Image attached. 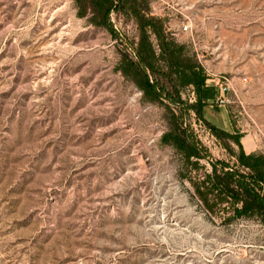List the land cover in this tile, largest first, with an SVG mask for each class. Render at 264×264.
<instances>
[{"label":"rangeland","instance_id":"374dc122","mask_svg":"<svg viewBox=\"0 0 264 264\" xmlns=\"http://www.w3.org/2000/svg\"><path fill=\"white\" fill-rule=\"evenodd\" d=\"M151 1L209 78L231 80V102L206 119L264 155V0ZM110 22L119 37L74 0H0V264H264V222L203 208L161 140L168 102L145 101L116 69L135 24ZM184 118L203 150L190 176L234 163Z\"/></svg>","mask_w":264,"mask_h":264},{"label":"trees","instance_id":"16d2710c","mask_svg":"<svg viewBox=\"0 0 264 264\" xmlns=\"http://www.w3.org/2000/svg\"><path fill=\"white\" fill-rule=\"evenodd\" d=\"M150 2L74 0L78 17L86 18L91 25L104 27L114 38L119 34L110 22L111 13L121 14L135 24L137 35L131 43L132 54L122 52L116 69L142 92L145 101L164 105V101L168 102L165 105L169 112L168 130L161 140L182 156L185 177L203 208L211 215L227 213L224 220L259 218L264 222V155L246 153L240 141L241 133L228 131L206 119L204 108L217 106L214 103L216 87L207 82L209 77L195 55L175 41L167 19L152 14ZM188 87L192 88L193 94L190 103L182 98ZM190 110L234 158L232 165L212 162L211 170L203 176H190L193 172L198 174L199 159L203 157L201 146L185 123L184 115ZM224 138L233 141L238 151L223 143Z\"/></svg>","mask_w":264,"mask_h":264},{"label":"built area","instance_id":"2783aa9c","mask_svg":"<svg viewBox=\"0 0 264 264\" xmlns=\"http://www.w3.org/2000/svg\"><path fill=\"white\" fill-rule=\"evenodd\" d=\"M182 31H188V25L185 24L181 27ZM214 85L216 87V96L214 103L217 105H224L230 103V99L226 96L227 93L232 89L231 80L225 76L214 78Z\"/></svg>","mask_w":264,"mask_h":264},{"label":"crops","instance_id":"0c3cea01","mask_svg":"<svg viewBox=\"0 0 264 264\" xmlns=\"http://www.w3.org/2000/svg\"><path fill=\"white\" fill-rule=\"evenodd\" d=\"M160 1H161V3H158V4H163V0H160ZM158 7H159V6H158ZM158 7H156V5H154V4L152 3V1L150 2V8H151V12H152V14L157 15V16L165 17L164 13H161V8H158ZM165 18H166V17H165ZM167 25H168V23H167ZM168 28H169V25H168ZM172 34H173V33H172ZM207 82H208L209 84H214L215 79L211 77V78L208 79ZM210 107H212V106H207V107H205V108H204V112H206ZM216 125H217V124H216ZM217 126H219V127L225 129L224 126H220V125H217ZM243 138H244V137H243ZM247 143H248V142H247ZM241 144H242V147H243V149H244V146H245L244 141H241ZM247 147H248L247 149H244L246 153L254 152V149H252V145H249V144H248Z\"/></svg>","mask_w":264,"mask_h":264}]
</instances>
